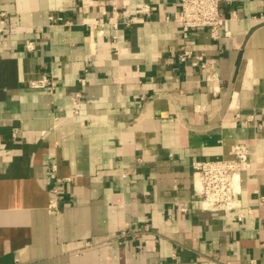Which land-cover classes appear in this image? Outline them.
Masks as SVG:
<instances>
[{"label": "crops", "instance_id": "obj_1", "mask_svg": "<svg viewBox=\"0 0 264 264\" xmlns=\"http://www.w3.org/2000/svg\"><path fill=\"white\" fill-rule=\"evenodd\" d=\"M178 10L0 0V264H264V0L223 3L217 39L185 40ZM43 76L56 85H30ZM237 142L253 164L241 206L195 207L192 163L232 158Z\"/></svg>", "mask_w": 264, "mask_h": 264}, {"label": "built area", "instance_id": "obj_2", "mask_svg": "<svg viewBox=\"0 0 264 264\" xmlns=\"http://www.w3.org/2000/svg\"><path fill=\"white\" fill-rule=\"evenodd\" d=\"M230 1L232 0H180V10L175 12L173 21L179 26L185 40L190 37L193 30L200 28H208L212 37L217 39L220 37L221 31L227 28L230 20L225 16L222 5ZM136 12L149 14L151 7L149 4H143L137 8ZM49 22L50 25L67 23L62 16L55 14L49 15ZM128 23L130 24L131 21ZM100 25L103 24L100 23ZM93 27L96 28L97 26ZM3 31L4 29L0 28V36ZM116 38L117 36H115ZM25 47L28 51H35V41L27 40ZM114 47L117 49V46ZM192 55L191 50L185 49L180 54V58L186 60ZM209 62L204 60L202 56H196L193 58L192 64L207 67ZM80 81L82 84L86 83L85 78H81ZM30 85L33 88H52L56 83L54 79L43 76L41 79L32 80ZM81 96V93L77 92L73 97L75 113L79 112L77 105ZM233 153L232 158L204 159L192 163L193 188L196 194L192 204L195 207L213 212L223 211L227 214L241 206L242 173L253 169L252 150L246 142H237L233 146ZM51 168V176L59 179L57 177V164L53 162ZM69 179L63 178V180ZM53 191L58 193L59 188L55 186ZM48 206L54 211H59L61 208L57 197L50 198ZM183 210H187V208H183ZM237 216L239 219H243L244 214L239 213Z\"/></svg>", "mask_w": 264, "mask_h": 264}]
</instances>
